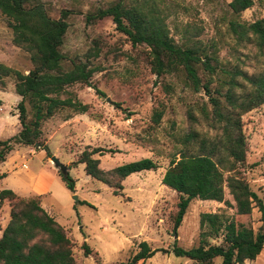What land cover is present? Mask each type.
Returning a JSON list of instances; mask_svg holds the SVG:
<instances>
[{
	"label": "rangeland",
	"instance_id": "obj_1",
	"mask_svg": "<svg viewBox=\"0 0 264 264\" xmlns=\"http://www.w3.org/2000/svg\"><path fill=\"white\" fill-rule=\"evenodd\" d=\"M42 1L53 18H58L62 9H70L61 47L65 55L63 66L69 69L72 60L87 61L94 69L92 83L105 96L80 83L66 86L60 97L71 96L86 103L88 111L72 113L60 109L43 120L41 145H31L35 147L33 152L25 151L27 147L23 146V157L21 153L7 156L6 169L10 171L0 180V189L12 190L18 186L20 195L42 198L44 194L30 189L29 173L40 168L55 173V181L42 205L66 229L77 264L125 262L139 250L142 241L156 250L144 264H191V260L171 252L172 244L176 239L184 248L197 245L200 233L207 229L200 227L201 214L205 212L217 213L223 219L233 217L256 229L260 224L257 208L250 215L238 216L223 202L193 198L174 233L179 195L165 180L172 167L169 161L178 157L179 151L195 153L201 140L216 142L221 135L219 125L211 117L207 97L201 90L191 89L181 70L157 78L149 69L145 47L132 46L115 29L111 17L86 21L90 11L117 0ZM150 1L162 9L177 43L193 44L207 51L214 47L227 69L248 75L263 63L262 57L255 56L252 45L234 41L228 27L231 21L248 24L263 17L264 0H253L251 7L237 15L228 6L230 0ZM0 62L23 73L31 67L28 54L12 43V31L4 16H0ZM199 75L205 80L207 74L202 64ZM236 76L241 80L240 75ZM14 82L13 76L4 77L0 89L12 91ZM17 102L13 106L16 112ZM11 104L12 101H4L2 116L12 115ZM26 107L30 117V105L26 103ZM159 110L163 111L161 118L154 123L153 113ZM243 124L248 144L245 177L264 200V106L246 113ZM88 147L104 149L95 155L103 170L143 157L155 160L158 168L130 174L114 194L113 188L87 175L84 165L76 162L80 152ZM52 156L68 165L66 172L75 181L74 191L65 185L62 171L50 160ZM8 210L9 204L0 211L3 224ZM221 239L222 234L208 237L212 244H218ZM83 243L91 249L88 255L84 253ZM213 264H221V258H214ZM242 264H264V246L254 260Z\"/></svg>",
	"mask_w": 264,
	"mask_h": 264
},
{
	"label": "trees",
	"instance_id": "obj_2",
	"mask_svg": "<svg viewBox=\"0 0 264 264\" xmlns=\"http://www.w3.org/2000/svg\"><path fill=\"white\" fill-rule=\"evenodd\" d=\"M252 4L253 0H230L228 6L237 15ZM70 13V9H62L59 17L53 18L42 0H0V16L7 19L12 43L24 50L31 62L26 73L0 62V80L8 76L15 79L14 91L20 96L16 110L21 125L15 135L0 139V162L15 144H40L41 123L56 111H88V104L71 96L60 97L66 86L80 83L93 87L99 96H105L92 83L94 69L87 61L72 60L69 69L63 66L65 55L61 47ZM106 16L111 17L115 29L123 33L132 46L145 47L149 69L157 78L181 70L191 89L201 90L207 97L211 117L220 128L218 141L203 139L197 152L181 150L178 157L169 161L172 167L165 180L179 195L174 233L193 198L223 202L238 216L250 215L254 208L259 212L260 224L256 229L233 217L223 219L217 213H202L200 227L207 229L200 233L197 245L184 248L175 239L171 252L191 260V264H213L216 257L221 258V264L254 260L264 246V200L245 177L248 144L243 116L264 106V16L248 24L236 20L229 23L234 41L252 45L255 56L263 58L259 69L249 75L227 69L214 47L207 51L193 44L177 43L170 34L162 9L150 0H117L106 7H96L85 19L91 22ZM199 64L206 71L205 80L199 75ZM236 75H240L241 80ZM236 89L241 92L237 93ZM26 103L31 108L30 117ZM162 112L154 111V123L159 122ZM103 150L101 147L85 148L76 162L84 165L87 175L113 188L114 194L130 174L158 168L155 160L143 157L103 170L95 156ZM61 176L67 188L74 191L75 181L67 172ZM4 202L9 204V218L0 236V264H77L66 229L41 206L39 197H21L12 190L2 189L0 207ZM219 234L222 239L218 244L208 241V237ZM83 249L86 255L90 253L86 243ZM155 252L142 241L129 260L117 264L139 261L144 264Z\"/></svg>",
	"mask_w": 264,
	"mask_h": 264
},
{
	"label": "crops",
	"instance_id": "obj_3",
	"mask_svg": "<svg viewBox=\"0 0 264 264\" xmlns=\"http://www.w3.org/2000/svg\"><path fill=\"white\" fill-rule=\"evenodd\" d=\"M7 100L12 101V104L10 105L11 110H9L10 111L9 113H11L12 115H5L4 117L2 116V114L5 112L4 101H7ZM18 100H20V96L15 93L14 89L12 91H10V89L8 91L5 88L0 89V108H1L0 110V139H5V138L15 135L21 128L20 122L18 120L17 112L13 109L15 102H17ZM23 146L27 147L25 151L31 150L33 152L35 148V147H32L31 145L15 144L14 148L6 155L5 160L0 162V180L4 179L6 177V174H8V172L10 171L9 169H6L7 156L11 153H14V154L21 153L20 156L23 157L24 155L22 152ZM28 176L30 178V185H29L30 189L37 193L44 194V196L40 198V203H41V206L49 212V210L46 209L42 205V201L43 199L46 198L47 194L50 193V188L53 182L55 181V177H56L55 173L46 172V171H43V168H40L35 173L30 172ZM11 189L18 196L27 197V196H23L19 194L18 186H16L15 188H11ZM7 207H8V204H5V203L2 204V207H1L2 209L0 211L1 212L4 211V208H7ZM49 213L51 214V212ZM8 218H9V210H8V217H7L5 224L7 223ZM5 224H3L2 221H0V236H1L2 229L4 228Z\"/></svg>",
	"mask_w": 264,
	"mask_h": 264
},
{
	"label": "water",
	"instance_id": "obj_4",
	"mask_svg": "<svg viewBox=\"0 0 264 264\" xmlns=\"http://www.w3.org/2000/svg\"><path fill=\"white\" fill-rule=\"evenodd\" d=\"M50 160L54 163V165H55L56 167H58V168L62 171V173H65V172H66V170H67V168H68V165L61 163V162H60L56 157H54V156L50 157ZM74 198L76 199L77 197L74 196Z\"/></svg>",
	"mask_w": 264,
	"mask_h": 264
},
{
	"label": "built area",
	"instance_id": "obj_5",
	"mask_svg": "<svg viewBox=\"0 0 264 264\" xmlns=\"http://www.w3.org/2000/svg\"><path fill=\"white\" fill-rule=\"evenodd\" d=\"M0 110H1V108H0Z\"/></svg>",
	"mask_w": 264,
	"mask_h": 264
}]
</instances>
